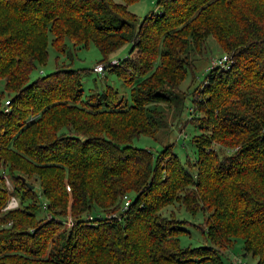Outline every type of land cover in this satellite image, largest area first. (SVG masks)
Instances as JSON below:
<instances>
[{
	"label": "trees",
	"instance_id": "obj_1",
	"mask_svg": "<svg viewBox=\"0 0 264 264\" xmlns=\"http://www.w3.org/2000/svg\"><path fill=\"white\" fill-rule=\"evenodd\" d=\"M132 1L0 0V264H220L235 239L264 264V0H156L139 20ZM47 36L59 53L92 44L128 97L83 94L82 70L64 66L28 81ZM210 38L229 62L189 93L191 159L133 146L163 108L179 120L180 84ZM11 192L18 205L2 210ZM170 205L200 214L204 244L179 245Z\"/></svg>",
	"mask_w": 264,
	"mask_h": 264
},
{
	"label": "rangeland",
	"instance_id": "obj_2",
	"mask_svg": "<svg viewBox=\"0 0 264 264\" xmlns=\"http://www.w3.org/2000/svg\"><path fill=\"white\" fill-rule=\"evenodd\" d=\"M112 1L120 3V0ZM125 9L129 14L133 15L136 20H139L148 12H155V10H157L156 0L132 1L125 4ZM64 44L66 47L64 52H56L50 44V37L47 36L46 59L41 64L35 63L33 65L28 75V81L54 71L55 67L64 66L71 69L82 70L81 85L83 94H87L88 91L92 89H98L104 87V85H108L117 95H121L124 98L128 97L127 87H125L114 74L106 70H102L101 73L92 71L95 65L99 63L104 64V62L101 61L100 54L92 44L89 43L86 48L75 49H71L67 41H65ZM128 46V44H124V46L120 47L116 52L109 55L106 61L109 63L113 60L117 61L123 59L127 53ZM202 51L201 54L193 57L194 62L191 72L186 73L179 87L182 92H186V95H184L181 101L183 105L182 110L178 115L176 114L179 120L176 121L171 110L163 108L164 117L155 135L153 137L138 135L132 138L130 142L133 146L144 147L151 151H155L162 145L169 143L171 144V149L178 155L181 161H183L186 156L189 160L191 159L193 147L190 144L189 137L196 133L197 129L194 128L189 121L183 123V120L188 116L187 112L190 105L189 93L197 83L201 82L205 74L204 70L210 66L209 60L220 56L219 49L211 38L204 41ZM197 114V111L192 113V115ZM5 177L9 181V183L5 181V184L9 187L11 185L10 180L7 175H5ZM34 190L38 191L37 185H34ZM174 205H176V203H174ZM174 205L163 207L160 213L164 216H168L172 211L175 219L185 222L181 224V226L186 230V234L178 237L179 245L181 247H191L204 244L198 229L201 223L200 214L196 213L191 216L186 213L183 208ZM232 262H237V264H254V259L249 256V254H244L242 252L240 239H235L230 247L222 250L220 253V264H231Z\"/></svg>",
	"mask_w": 264,
	"mask_h": 264
},
{
	"label": "built area",
	"instance_id": "obj_3",
	"mask_svg": "<svg viewBox=\"0 0 264 264\" xmlns=\"http://www.w3.org/2000/svg\"><path fill=\"white\" fill-rule=\"evenodd\" d=\"M228 57H226L225 55H221V56H219V57H217V58H213V59H210V61H209V64H210V66H212V67H217V66H219V67H223V66H226L227 64H228ZM117 62L116 61H111V62H109L108 64H116ZM103 64H97V65H95L94 67H93V69H92V71L93 72H95V73H101L102 72V70H103ZM4 103H6V101H4ZM3 178H4V184H5V181L6 182H8L9 183V181L7 180V178L5 177V176H3ZM5 187H6V189L8 190V191H10L11 190V185L8 187L6 184H5ZM127 197L126 196H123L122 197V208H125L126 207V205H127ZM17 205H18V202H17V199H16V197L13 195V194H9L8 195V198H7V200H6V202H5V205H4V207L2 208V210H8V209H13V208H15V207H17ZM46 216L48 217L49 215L48 214H46ZM88 219H90V217L88 216L87 217ZM86 218V219H87ZM70 225V221H69V218H68V216L66 217V221H65V226L67 227V226H69ZM233 264H236L235 262H233Z\"/></svg>",
	"mask_w": 264,
	"mask_h": 264
},
{
	"label": "crops",
	"instance_id": "obj_4",
	"mask_svg": "<svg viewBox=\"0 0 264 264\" xmlns=\"http://www.w3.org/2000/svg\"><path fill=\"white\" fill-rule=\"evenodd\" d=\"M11 191V190H10ZM11 194H12V192H11ZM14 195V194H13ZM15 196V195H14ZM16 197V196H15ZM17 199V198H16ZM18 202V201H17ZM44 214H46V213H44Z\"/></svg>",
	"mask_w": 264,
	"mask_h": 264
},
{
	"label": "water",
	"instance_id": "obj_5",
	"mask_svg": "<svg viewBox=\"0 0 264 264\" xmlns=\"http://www.w3.org/2000/svg\"><path fill=\"white\" fill-rule=\"evenodd\" d=\"M30 187V186H29Z\"/></svg>",
	"mask_w": 264,
	"mask_h": 264
}]
</instances>
